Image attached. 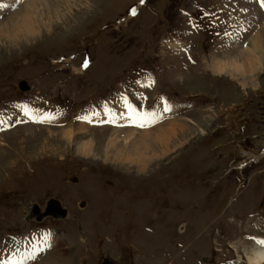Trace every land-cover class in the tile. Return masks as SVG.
Wrapping results in <instances>:
<instances>
[{"label": "rangeland", "instance_id": "rangeland-1", "mask_svg": "<svg viewBox=\"0 0 264 264\" xmlns=\"http://www.w3.org/2000/svg\"><path fill=\"white\" fill-rule=\"evenodd\" d=\"M255 2L0 0V264H247L264 237ZM167 94L193 102L165 118ZM50 198L66 215L38 219Z\"/></svg>", "mask_w": 264, "mask_h": 264}, {"label": "bare ground", "instance_id": "bare-ground-1", "mask_svg": "<svg viewBox=\"0 0 264 264\" xmlns=\"http://www.w3.org/2000/svg\"><path fill=\"white\" fill-rule=\"evenodd\" d=\"M259 41V40H258ZM257 49H259V42L257 43ZM145 108V107H144ZM135 109V108H134ZM32 110H37V111H42V112H44V110H40V109H38V108H32L31 110H28V111H32ZM145 112V111H144ZM46 113V112H45ZM146 113V112H145ZM46 115H47V113H46ZM44 121H49V119H46V120H44ZM175 132V131H174ZM164 133H166L164 130H163V132L162 131H160V132H158L157 133V138H158V136L159 137H162L163 138V136H164ZM168 141L167 140H165L164 141V143H165V145H168V143H167ZM258 192H260V189H255V188H253L252 189V192H251V194H253V193H255V194H257ZM247 200H245L243 203L247 206V204L245 203ZM250 202H251V200H250ZM254 203V202H253ZM61 204V203H60ZM251 204V203H250ZM256 205V204H255ZM254 208H255V206H253ZM255 209H258V207L257 208H255ZM233 210V209H232ZM256 211V210H255ZM33 214H35V215H37L38 213H35V212H33V211H31ZM40 212V211H39ZM227 213V212H226ZM52 216V215H51ZM56 218V217H55ZM58 219H60V218H58ZM260 220V219H259ZM259 220H255L254 219V221H253V223H256V224H261V223H259L258 221ZM226 221V220H225ZM224 221V222H225ZM234 221H237V220H234ZM223 222V221H222ZM212 226V225H211ZM232 226H233V224H232ZM231 225H229V228L230 227H232ZM239 227V226H238ZM243 228V227H242ZM260 228H258V229H256L255 230V232L254 233H256L258 230H259ZM211 230V229H210ZM236 230L237 229H234V232H236ZM249 230H252L251 228H247V229H242V230H240V231H238L237 233H236V236H240L242 239L243 238H247V239H250V234H251V231H249ZM260 230H262V229H260ZM259 230V231H260ZM253 231V230H252ZM212 233H210V235H211ZM205 235H207L208 236V231H206L205 232V234L204 235H202L201 236V239H203L202 237L203 236H205ZM264 235V234H263ZM211 238V240L213 239V237H210ZM253 241H254V243L252 244V246L251 247H249V248H245V257H246V259H245V261L247 262V264H264V245H262V244H260V243H257V241H264V237L263 236H258V234H255L254 235V239H253ZM209 242H211L210 244H209ZM217 242H219V241H217ZM201 244H203V242L202 241H199L198 242V246H201ZM211 244H212V241H207L205 244H204V246L205 247H207V249L211 246ZM198 249H204V247H202V248H198ZM51 264H54V263H51Z\"/></svg>", "mask_w": 264, "mask_h": 264}, {"label": "water", "instance_id": "water-1", "mask_svg": "<svg viewBox=\"0 0 264 264\" xmlns=\"http://www.w3.org/2000/svg\"><path fill=\"white\" fill-rule=\"evenodd\" d=\"M22 84H24V85L20 89L21 90H27L28 86L25 84V81H23V80L19 81L17 83V86L20 87V85H22ZM46 205L47 206L45 207L44 212L42 214H39L40 216H38V219H40L42 216H46V215H52L53 217H56V218H63L66 215V210L63 207H61L59 200H57L55 198H50L47 201ZM30 209L32 211L38 213L36 204H31Z\"/></svg>", "mask_w": 264, "mask_h": 264}, {"label": "snow or ice", "instance_id": "snow-or-ice-1", "mask_svg": "<svg viewBox=\"0 0 264 264\" xmlns=\"http://www.w3.org/2000/svg\"><path fill=\"white\" fill-rule=\"evenodd\" d=\"M142 2H143V0H142ZM261 4H262V6H264V0H261ZM0 7H5V5H0ZM133 14H135V12H133ZM84 66L87 67V64H85ZM163 111H164V112H169V111H171V108L168 107V106H165L164 109H163ZM25 114L27 115L28 113L26 112ZM148 115H153V116H154L155 113H151V114L144 113V114L141 116V119H144V118L147 117ZM45 119H54V117L51 116V114H48V115H46L43 119H41V120H39V121H37V122L43 123ZM3 123H4V121H3V120H0V124H3ZM138 126H139V127H144L145 125H144V123H140ZM45 239H48V236H46ZM257 243H260V244L264 245V241H257ZM48 246L50 247V245H48ZM41 251H43V249H42ZM33 258H35V257H33Z\"/></svg>", "mask_w": 264, "mask_h": 264}]
</instances>
